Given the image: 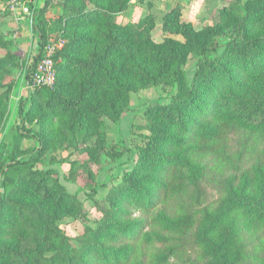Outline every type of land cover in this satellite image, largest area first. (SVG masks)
Segmentation results:
<instances>
[{
	"label": "trees",
	"instance_id": "obj_1",
	"mask_svg": "<svg viewBox=\"0 0 264 264\" xmlns=\"http://www.w3.org/2000/svg\"><path fill=\"white\" fill-rule=\"evenodd\" d=\"M132 1L59 0L52 21L51 0L30 6L40 47L28 63L0 40V134L14 69H26L32 89L12 148L0 144V264H264V0L226 8L202 30L174 10L163 31L184 41L160 43L153 16L118 21ZM53 37L65 41L56 81L38 87L32 73ZM161 85L175 94L144 110L133 169L96 202L95 227L70 236L62 223L82 218L84 204L40 164L52 156L53 166L66 151L88 156L70 163L67 178L86 177L95 193L103 154L117 160L127 151L109 142L106 121L119 125L133 93ZM240 133L233 150L230 138ZM24 139L37 146L24 149Z\"/></svg>",
	"mask_w": 264,
	"mask_h": 264
},
{
	"label": "rangeland",
	"instance_id": "obj_2",
	"mask_svg": "<svg viewBox=\"0 0 264 264\" xmlns=\"http://www.w3.org/2000/svg\"><path fill=\"white\" fill-rule=\"evenodd\" d=\"M38 8L43 7L46 0H34ZM248 0H133L128 11L118 16V21L121 23L134 22L138 23L141 19L147 16H153L156 19V27L153 32L154 40L158 43L162 42L165 38H174L180 41L184 39L175 34H168L163 31L164 19L172 11L178 10L181 16V21L192 25L197 30H202L207 27L216 26L222 21V14L226 8L238 7ZM9 3H3L5 11L10 12V17L13 20L14 26L17 27L21 24L20 35L25 39L23 43H18L14 46L13 52L25 62H30L35 53L39 50L37 42L38 33L33 29V15L20 14L15 17L8 8ZM59 0H51L50 7L47 12V17L56 19L60 15ZM20 23V24H17ZM15 29V28H14ZM61 39L54 38L51 42L59 41ZM26 72L25 68H21ZM196 70V63L191 60L186 68L189 81L192 80L194 71ZM27 73V72H26ZM24 74V73H23ZM23 81L25 76L22 77ZM21 80V83L23 82ZM15 83V82H14ZM18 86L13 92L11 98V106L16 100V113H10V117L0 134V144L4 140L8 143V148L11 149V143L15 141L17 130L20 126L19 109L23 104L22 98L27 100L30 95L31 88H26L24 93L21 94L20 82H16ZM24 83V82H23ZM175 94V90L171 87L163 85L146 88L141 91L135 92L131 95V103L128 110L121 118V123L116 125L112 122L106 121L105 131L109 136L110 143H117L127 149L120 159L114 160L111 156L104 153L101 158V163L94 166L93 173L96 178V191L94 193L93 187H86L88 181L86 177H77L75 175L67 178L71 172L70 163L73 161L84 162L88 156H80L72 151L63 152L58 158H63L65 161L55 160L53 166H50L51 161L54 159L52 156L47 158L40 164L43 168H53L58 171L61 183L66 189L78 196L83 202L86 214L79 220L67 219L62 223V227L72 237L81 235L86 225L95 227L96 221L100 218V213L97 211L96 202H101L105 199L108 190L120 182L121 177L125 171H130L135 165L138 149L140 148L143 137L146 131L143 130L145 125L144 110L152 104L160 102L168 104L170 98ZM22 97V98H21ZM18 116V119L16 118ZM245 135L243 133L232 135L230 138V146L233 150L238 149L239 145L243 143ZM37 146V142L32 139L23 140L24 149H33ZM211 196H214V192ZM213 259L206 260L205 264H213Z\"/></svg>",
	"mask_w": 264,
	"mask_h": 264
},
{
	"label": "built area",
	"instance_id": "obj_3",
	"mask_svg": "<svg viewBox=\"0 0 264 264\" xmlns=\"http://www.w3.org/2000/svg\"><path fill=\"white\" fill-rule=\"evenodd\" d=\"M8 5L11 13H13L15 17H18L20 14L33 15L30 6L36 7V2L34 0H11ZM64 46V40H59L57 42L50 41L45 46L43 58L36 65L32 73V80L35 86L49 88L54 86L56 81L55 58ZM28 88H31L29 83Z\"/></svg>",
	"mask_w": 264,
	"mask_h": 264
},
{
	"label": "crops",
	"instance_id": "obj_4",
	"mask_svg": "<svg viewBox=\"0 0 264 264\" xmlns=\"http://www.w3.org/2000/svg\"><path fill=\"white\" fill-rule=\"evenodd\" d=\"M9 14H10V12L5 11V7H4L3 3L0 2V40L2 39L3 41H12L13 46H12L11 52L13 54H15L13 52L14 46L15 45L18 46V43H23L25 39L24 38L22 39L21 35L19 34L20 33L19 28L21 27V24L17 23L20 25L15 27L13 20L11 19ZM6 54H7V51L5 49H3L2 47H0V58H4L6 56ZM23 76H25L24 81L22 79ZM12 78L15 82V89L19 84V83L16 84V82L21 83V80L24 82V83L23 82L21 83V86L19 85V87H21V94L20 95H22L24 93L25 89L28 88V81L26 80V72H24V70H22V69H14ZM15 89H14V91H15ZM17 105L18 104L16 103V100H15L11 106V114H12V112L16 113V111H17L16 106ZM16 118L18 119V116Z\"/></svg>",
	"mask_w": 264,
	"mask_h": 264
}]
</instances>
